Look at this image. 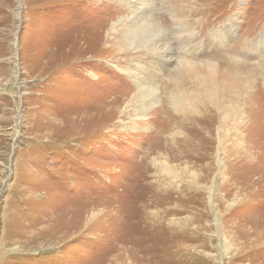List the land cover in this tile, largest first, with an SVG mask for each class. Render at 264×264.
<instances>
[{
  "label": "rangeland",
  "instance_id": "rangeland-1",
  "mask_svg": "<svg viewBox=\"0 0 264 264\" xmlns=\"http://www.w3.org/2000/svg\"><path fill=\"white\" fill-rule=\"evenodd\" d=\"M122 7L0 0V264H264V0H153L139 95Z\"/></svg>",
  "mask_w": 264,
  "mask_h": 264
},
{
  "label": "bare ground",
  "instance_id": "bare-ground-1",
  "mask_svg": "<svg viewBox=\"0 0 264 264\" xmlns=\"http://www.w3.org/2000/svg\"><path fill=\"white\" fill-rule=\"evenodd\" d=\"M152 2L153 0H119V4L123 6L122 8L127 11V17H130L131 19H129L130 23L122 24L121 22H125V19L119 18V21L111 24V26L107 28L105 32L106 38L109 40L108 44H112L115 46H113L114 49L116 48L117 54L115 57V61L122 60V62L125 63L124 70L126 74L133 80L134 84L138 88V93H135V95H139L140 92L145 91V87L143 84L148 77L155 76L157 72L162 70L164 67H167L174 51L168 41H162L160 43L156 40L153 41L150 39V37L148 36L149 34H147L146 32L153 30L152 26L154 16L152 14H149V8ZM174 15H172L171 17H174ZM118 25L122 26L121 29H118ZM142 27H144V30H142ZM148 28L150 30H148ZM132 30H138L139 33L142 32V36H138L137 39H134L130 33ZM102 36L103 35H101L100 37L102 38ZM123 41H125V43ZM194 41L195 39L193 40V38H191L188 42L193 44ZM122 45L124 48L122 47ZM197 51L200 52L198 48H195L192 53L196 54ZM179 63H181L182 65H180L178 72L179 74L181 73L182 77L186 76L191 70V67L195 65L193 60H191L189 57L186 59H182ZM119 70L123 72V69ZM139 78L142 80V83L136 81L139 80ZM118 101H110V112H117ZM130 103L128 104L129 106ZM103 114L101 115V117H103ZM129 115V108H127V106L120 110V115L117 119V123L119 124V126L124 128V123L126 122V119H128ZM135 117H137V115ZM143 177L144 175H142V178Z\"/></svg>",
  "mask_w": 264,
  "mask_h": 264
}]
</instances>
